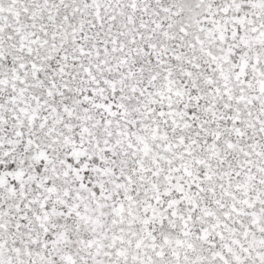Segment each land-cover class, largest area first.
Segmentation results:
<instances>
[{
  "label": "snow or ice",
  "instance_id": "obj_1",
  "mask_svg": "<svg viewBox=\"0 0 264 264\" xmlns=\"http://www.w3.org/2000/svg\"><path fill=\"white\" fill-rule=\"evenodd\" d=\"M0 264H264V0H0Z\"/></svg>",
  "mask_w": 264,
  "mask_h": 264
}]
</instances>
